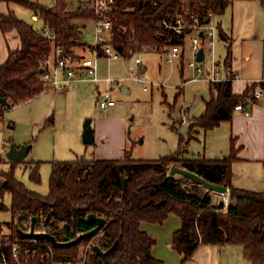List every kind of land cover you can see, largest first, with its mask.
Masks as SVG:
<instances>
[{
    "label": "trees",
    "instance_id": "obj_1",
    "mask_svg": "<svg viewBox=\"0 0 264 264\" xmlns=\"http://www.w3.org/2000/svg\"><path fill=\"white\" fill-rule=\"evenodd\" d=\"M4 1L31 9L55 34V42L67 52L83 43L80 40L83 34L74 28V24L92 20L95 16L88 8L68 10L67 0H57L54 6L33 0ZM233 1L118 0L120 8L109 12L113 20L114 45L130 55L132 51L146 47L179 42L178 35L158 23L159 18L173 16L188 4L197 11L211 9L219 15ZM260 2L264 6V0ZM126 6L132 9L124 10ZM0 29L4 34L15 29L21 40L20 48L10 49L7 60L0 62V97L8 99L5 108L36 97L47 88L40 76L53 41L12 10L0 12ZM225 66L230 67L228 58ZM256 86L257 83H253L243 92L236 93L233 81L210 83L205 112L194 116L191 130L196 126L211 129L224 120H231L235 106L246 105ZM239 151L233 137L230 152L216 159L185 157L182 144L179 150L159 158H133L127 150L121 159L85 156L56 159L52 161L47 195L32 190L14 173L15 167L24 162L30 171V179L39 183L40 160L8 159L9 169L0 172L3 178L0 198L7 193L11 196L12 220L6 222L9 232L5 233L23 244L17 257L10 248L4 249L9 264H105V260L108 264H163L153 254L155 238L141 228V223H162L171 213L181 217L182 225L173 234V244L185 258H191L203 243L241 244L251 264H264V190L232 184L233 163L239 159ZM120 162H134V165L119 168ZM178 162L210 182L229 187L231 203L226 212L222 206L211 205V196L196 179L187 175L183 178L168 175L171 165ZM0 205L7 207L4 203ZM89 213L102 216L107 222L97 232L84 234L97 225L96 221L88 219ZM33 216H37L36 230L53 234L59 242L78 238L77 242L56 246L44 237H36V242L29 241L30 237L24 236L22 231L30 229ZM82 244L89 245L85 255L80 254ZM96 245L106 251L105 258L96 250ZM1 259L0 255V264Z\"/></svg>",
    "mask_w": 264,
    "mask_h": 264
},
{
    "label": "rangeland",
    "instance_id": "obj_2",
    "mask_svg": "<svg viewBox=\"0 0 264 264\" xmlns=\"http://www.w3.org/2000/svg\"><path fill=\"white\" fill-rule=\"evenodd\" d=\"M33 1L46 6H54L57 2V0ZM13 6L18 16L33 23L37 29L45 26L42 19H32V11L28 7L19 3ZM76 6L75 0H69L68 7L71 10ZM216 20L222 22L224 31L223 35H218L215 46L217 58L221 63L225 64L228 58L230 65L234 70L240 71L242 77H264V6L260 0H235L223 13L216 14ZM0 47L2 49L0 60L7 59V44L2 36ZM79 51L86 57L92 55L89 47ZM142 54L151 60L147 71L142 73L144 80L129 79L123 82L131 86V93H123L120 87L111 90L112 98L118 100L117 105L106 109L100 107L99 96L105 92L106 81L100 82V85L93 81H84L81 83L82 87L79 85L78 90L72 93L67 94L52 88L27 101L5 107L0 115V172L10 167L7 151L12 143L16 145L31 143L32 148L24 160L41 161V182L37 183L30 179V171L24 162L15 167L14 173L29 188L47 195L50 189L52 161L91 157L96 145L102 143V138L97 134L94 143H85L84 123L91 118L93 129L98 133L102 127L99 122L108 117L118 121L116 128L124 127L126 133H129L134 156L155 157L179 150L182 144L186 147L185 152L189 157L222 158L230 152L234 137L236 146H242L243 158L233 163L232 184L237 187L264 190V118L258 115L247 121L248 117L244 112L235 110L237 119L224 120L211 129L196 126L191 130L194 116L203 113L205 100L210 97L209 83L206 81L185 83L184 92L176 98L179 90L176 86L183 84L178 77L181 71L176 66L178 62L173 64L166 62L159 50ZM159 62L174 71L168 75L160 74ZM99 65L100 73L103 72L104 77L109 75L114 78L132 76V70L136 68L134 56L129 60H108L103 57L100 58ZM184 75L186 78L191 76V73L186 72ZM166 77L168 79L164 82L166 85L164 88L154 82L165 80ZM240 84L242 83H234L238 93L242 91ZM145 85L149 90H145ZM261 100L264 101V95ZM258 104L259 102L253 101L248 105L252 114L260 107ZM185 109L190 115V120L189 123L183 124L181 116ZM108 128V123H105L103 129ZM139 138L141 140L136 141ZM176 164L182 166L181 162ZM169 169L167 172L171 175ZM171 176L184 177L179 173ZM2 180L0 176V183ZM202 188L207 195L219 198V193L215 190L207 189L205 186ZM1 203L7 207L2 208L0 205V234H7L5 232H9V227L6 222L12 220L9 208L11 196L7 193L0 198ZM181 225V217L176 213H171L162 223L147 221L142 225V228L148 230L155 238L153 254L163 264H250L244 257L241 244L203 243L204 245H201L191 258H185L173 244V231ZM87 248L89 245L82 244L80 254L85 255Z\"/></svg>",
    "mask_w": 264,
    "mask_h": 264
},
{
    "label": "built area",
    "instance_id": "obj_3",
    "mask_svg": "<svg viewBox=\"0 0 264 264\" xmlns=\"http://www.w3.org/2000/svg\"><path fill=\"white\" fill-rule=\"evenodd\" d=\"M156 3V2H155ZM79 6L83 9L88 8L94 11V32L90 34V39L84 29L78 24H74V28L82 32L83 38L80 39L92 51L91 56H83L76 53L75 50L67 52L64 47L55 42V34L52 30L44 26L41 30L42 34L53 41L52 50L44 60V67L41 71V79L46 83L47 88L64 89L66 91H75L77 82L93 81L100 82L99 60L102 57L108 60L125 59L130 55L134 56L136 68L132 71L131 78L137 81H143L142 66L146 63V59L142 52L132 51L130 55L119 51L114 45L112 38L113 20L109 15L112 10L120 8L118 0H79ZM124 10H130L132 7H124ZM158 23L167 31H170L180 37V41L170 43L158 47L162 53L164 60L168 63H177L183 73H191V76L185 78V83L206 81L210 83L221 82L225 80L235 81L239 79L238 73L234 72L231 67L225 66L224 63L217 58L216 40L219 35V23L216 20V13L211 9L205 12L195 10L191 5H185L182 11L176 12L173 16L162 17L158 19ZM164 34V33H163ZM79 40V39H78ZM204 49V58L198 59L199 50ZM190 55V56H189ZM207 63V64H206ZM127 77L106 78L107 82L113 86L118 85ZM263 80L249 81L251 86L257 83L252 93L254 97L261 98L264 95L262 87ZM153 84V82H150ZM164 85V82H157ZM145 89L148 86L145 85ZM118 100L112 98L110 88L105 90L99 96V104L102 109L113 106ZM4 105L0 102V115H2ZM238 111L250 114V109L243 103L235 106ZM190 115L184 110L182 112L181 121L189 122ZM218 192L219 198L211 196V205L222 206V210H227L231 203V192ZM36 237H30L29 241L36 242ZM22 242L12 238L9 234H0V255L1 264H9V260L4 252L5 248H10L14 256H18L22 251ZM70 264V263H61Z\"/></svg>",
    "mask_w": 264,
    "mask_h": 264
},
{
    "label": "crops",
    "instance_id": "obj_4",
    "mask_svg": "<svg viewBox=\"0 0 264 264\" xmlns=\"http://www.w3.org/2000/svg\"><path fill=\"white\" fill-rule=\"evenodd\" d=\"M76 1V4H77V6H76V8L75 9H77L78 7H80L79 6V0H75ZM15 4V2H8V1H0V12H3V13H9L11 10L14 12V13H16V9L14 8V5ZM67 4H69V0H67ZM67 9L68 10H71L68 6H67ZM74 9V10H75ZM31 10V9H30ZM32 11V10H31ZM17 14V13H16ZM32 19H35V20H39V17L37 16V15H35L33 12H32ZM20 17V16H19ZM21 18V17H20ZM22 19H24V18H22ZM24 20H26V19H24ZM26 21H28V20H26ZM218 23H219V35L221 36L223 33H224V31H223V27H222V22L221 21H218ZM83 29H84V31L86 32V34H87V38L88 39H90V34H92L93 32H94V21L93 20H84V21H81V22H79L78 23ZM0 36H2L3 38H4V40H5V42H6V44H7V58H8V55H9V51H10V49H18V48H20V46H21V40H20V37H19V34H18V32L14 29V30H12V31H10V32H8V33H3L2 31H1V29H0ZM85 44L86 43H82V44H80V45H77V46H75L74 47V50L76 51V53H78V54H81L80 53V51L79 50H81V49H83V48H85ZM0 49H1V47H0ZM2 50V49H1ZM152 50H159V48L158 47H150V48H144L143 50H140L142 53L144 52V53H147V52H150V51H152ZM160 51V50H159ZM163 57V56H162ZM247 57H249V56H247ZM103 58V57H102ZM131 58H133V55H130V56H128L127 58H125L126 60H129V59H131ZM250 58V57H249ZM124 59V60H125ZM146 59V63L142 66V68H141V70H142V72H146L147 71V69H148V66L150 65V63H151V60H150V58H148V57H146L145 58ZM7 59H5V58H1V60H0V62L1 63H3V62H5ZM134 63H135V60H134ZM176 66H178V64L176 65ZM179 67V66H178ZM177 67V69H179ZM230 67H231V69L234 71V72H236V73H238V75L240 76V78L239 79H236L235 81H233V90H234V92H236V93H238L237 91H236V89L234 88V83L235 82H240V83H242V84H240V85H242V91L241 92H243V90L249 85V81H255V80H263L262 81V87L264 88V77H242L241 76V73H240V71H237V70H234V68H233V66L232 65H230ZM145 68V70L143 71V69ZM158 70H159V72H160V74H163V73H165L166 75H168L169 73H171L172 71H174V69H172L171 67L169 68H166V67H164V65L162 64V63H158ZM133 71V70H132ZM176 72H174V74H175ZM102 74H103V72H102ZM101 73H100V75L102 76V80L100 81V82H103V81H106V87H105V90H107L108 88H110V93H111V90H113L115 87H120L121 88V91L123 92V93H131L132 92V88H131V86H129L128 84H126V83H123V82H125L126 80H128L129 81V79H132L131 78V76H125V77H127V79H125V80H123V81H121L118 85H115V86H113V88H111V84L110 83H108L107 82V80H106V78H108V77H111V76H107V77H104V75L105 74H103L102 75ZM178 77L180 78V80H182V82H183V84L181 85H178V86H176L177 88H179V90H178V92L176 93V98L180 95V94H182L184 91V86H185V84H184V82H185V75H184V73L182 72V71H180V73H178ZM248 78H251V79H248ZM168 79V77H166L165 78V80H162V81H160V80H157V81H154V82H165L166 80ZM132 80H134V79H132ZM137 81V80H136ZM145 81H149V80H145ZM82 82H84V81H79V82H77V85H76V90H78V86L80 85L81 87H82V85H81V83ZM100 82H98L97 84L98 85H100L99 83ZM159 87H161V88H164L166 85L164 84V85H159V84H157ZM80 87V88H81ZM145 87V86H144ZM50 89H52V88H46L45 90H50ZM44 90V91H45ZM59 90H61V91H63L64 93H72V92H75V91H66V90H64V89H59ZM145 90H149V87H148V89H145ZM43 91V92H44ZM42 92V93H43ZM78 92H80V91H78ZM101 92V90H100V87H99V93ZM179 93V94H178ZM111 95H112V93H111ZM263 97V96H262ZM261 97V98H262ZM261 98H256V97H254V95H253V93H252V97L250 96V99L246 102V106L248 107V105H251V102H259V104H258V107H259V105H260V107L259 108H257L256 110H255V112H254V114H252L253 112H251V110H250V114H245L246 115V117H248V118H246L247 119V121L248 120H252V118H256V117H258V115H261V117L262 118H264V101H262L261 100ZM117 104H119V103H117ZM117 104H115V105H117ZM185 106H187V107H190L188 104H185ZM110 107V106H109ZM249 108V107H248ZM186 110V109H185ZM184 111V110H183ZM187 111V110H186ZM236 111H238V110H236ZM253 111H254V108H253ZM188 112V111H187ZM205 112V109H204V111H203V113ZM240 112H243V111H240ZM232 118H234V119H237V116H236V114L234 113L233 114V117ZM261 118V119H262ZM100 124H102V127L101 128H99V130H98V133L94 130V134H95V141H96V136H97V134L99 135V138H102V143L101 144H98V145H96V147H95V150L92 152V156L91 157H87V158H97V159H121L124 155H125V152L127 151V150H129V152H130V155L133 157V158H159L160 156H162V155H164V154H161V155H158V156H155V157H147V156H145V155H138V156H134L133 155V148H132V146H131V140H130V135H129V133H126V130H125V128L124 127H121V128H116V125L118 124V121L116 120V119H113V120H111L110 118H108V117H106L105 119H102L100 122H99ZM105 123H108V129H103V126L105 125ZM183 123V122H182ZM186 123H189V122H186ZM185 123V124H186ZM184 124V123H183ZM141 139L139 138L138 140H136V141H140ZM18 146H20V145H18ZM131 146V147H130ZM242 147V146H241ZM240 147V151H239V159H242L243 157L241 156V152H242V148ZM32 148V147H31ZM31 150V149H30ZM187 149H186V147H185V151H186ZM167 154V153H166ZM28 155V154H27ZM183 156H185V157H188V158H190L188 155H186V152L184 153V155ZM86 157V156H85ZM191 158H194V157H191ZM196 158V157H195ZM61 160V159H60ZM64 160H71V159H64ZM32 161H39V160H32ZM171 215V214H170ZM169 215V216H170ZM144 222H147V221H143L142 223H141V228H142V225H143V223ZM180 228V227H179ZM179 228H177V229H179ZM143 229V228H142ZM177 229H175L174 231H173V233L177 230ZM146 231V230H145ZM147 232H148V230H147ZM149 233V232H148ZM150 234V233H149ZM151 235V234H150ZM156 243V242H155ZM201 245H204V244H200L199 246H198V248H197V250L196 251H198V249L201 247ZM154 253V252H153ZM243 253H244V248H243ZM155 257H157L156 255H155ZM244 257L246 258V259H248L246 256H245V254H244ZM249 261H250V259H248ZM250 264H251V261H250Z\"/></svg>",
    "mask_w": 264,
    "mask_h": 264
},
{
    "label": "water",
    "instance_id": "obj_5",
    "mask_svg": "<svg viewBox=\"0 0 264 264\" xmlns=\"http://www.w3.org/2000/svg\"><path fill=\"white\" fill-rule=\"evenodd\" d=\"M204 55H205L204 49L201 48L198 52V59L202 60L204 58ZM144 70H145V68L143 69V71ZM0 102L3 105H6L8 103L7 97L1 96ZM83 141L85 143H94V141H95V134H94L93 126L91 124V118H88L84 123ZM31 147H32L31 143H24V144H21L20 146L16 145L15 143H12L10 145L8 151H7V157L10 160H16V161L24 160L26 158L27 154L29 153ZM133 165H134V162H120V163H118L119 168L125 167V166L131 167ZM169 172L171 175L179 173L182 175L191 176L192 178H194L197 181H199L200 183H202L207 189H211V190H215V191H227L228 190V187L226 185L215 183V182H210L206 178H204L203 176L199 175L198 173L191 171V170H189L183 166L177 165V164L171 165ZM36 218H37V216H33L31 227L29 230L22 231V234L24 236L48 238L56 246H63V245L69 246V245H73L77 242L78 238H75V239H72V240H69L66 242H59L53 234L46 232V231L36 230V228H35ZM88 219L96 221L97 225L84 234H93V233L97 232L107 222L106 218H104L102 216H98L95 213H89ZM254 229H256V228H254ZM95 248L103 258L106 257V251L102 250L97 245ZM105 264H108L106 260H105Z\"/></svg>",
    "mask_w": 264,
    "mask_h": 264
},
{
    "label": "bare ground",
    "instance_id": "obj_6",
    "mask_svg": "<svg viewBox=\"0 0 264 264\" xmlns=\"http://www.w3.org/2000/svg\"><path fill=\"white\" fill-rule=\"evenodd\" d=\"M217 195V194H216Z\"/></svg>",
    "mask_w": 264,
    "mask_h": 264
}]
</instances>
